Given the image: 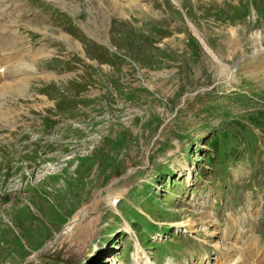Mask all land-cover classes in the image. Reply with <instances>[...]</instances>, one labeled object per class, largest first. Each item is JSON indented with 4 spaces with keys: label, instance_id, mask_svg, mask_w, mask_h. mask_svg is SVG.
Instances as JSON below:
<instances>
[{
    "label": "rangeland",
    "instance_id": "obj_1",
    "mask_svg": "<svg viewBox=\"0 0 264 264\" xmlns=\"http://www.w3.org/2000/svg\"><path fill=\"white\" fill-rule=\"evenodd\" d=\"M0 17L10 56H36L0 84V264L264 253V0H0Z\"/></svg>",
    "mask_w": 264,
    "mask_h": 264
},
{
    "label": "bare ground",
    "instance_id": "obj_2",
    "mask_svg": "<svg viewBox=\"0 0 264 264\" xmlns=\"http://www.w3.org/2000/svg\"><path fill=\"white\" fill-rule=\"evenodd\" d=\"M4 2H7V0H3V3ZM18 8H21L20 5H17ZM13 9V8H12ZM11 9V10H12ZM11 10L9 12V16L11 17V19H13L12 17V13H11ZM13 21V20H12ZM9 25V23H2L1 24V31L3 34L0 35V84L3 83V82H13V80H15V78H18V77H22V75H29L31 74V71L33 72L34 70L32 69V63L29 64L27 61L24 60V57L25 56H29L30 54L25 52V51H17L16 48H14V51L13 53L9 54V49L11 50V44L16 40L14 34L11 33L10 30L7 29V26ZM195 31V30H194ZM193 31V32H194ZM201 44L203 45V47L205 48V50L210 54L212 55V57L219 62V60L217 59V57L213 54V52L210 50V48L207 47V45L205 44V42L200 38V36L198 35V33L195 31L194 32ZM6 35V36H5ZM256 38H259V35L258 34H255ZM7 38L9 40V42L7 41ZM13 40V42H12ZM11 47V48H10ZM29 47V46H28ZM27 48L26 45L22 46L21 50H25ZM13 49V48H12ZM8 50V51H6ZM39 52H37V54H39ZM41 55V54H40ZM18 58H20V60H16ZM31 59L28 60V61H33V60H36V56L34 55H30ZM35 57V58H34ZM9 59L11 60V62L9 61ZM16 61H19L21 62L20 64L17 63ZM241 60H235L233 61V63L230 65V66H227L225 67L222 63L220 64L222 66V68H224L225 70V79L226 81L233 76V74L235 73L239 63H240ZM22 63H28L29 66L26 67V66H23ZM257 66V65H256ZM24 71V73H23ZM20 79V78H19ZM234 79V77H233ZM18 80V79H16ZM4 89V88H3ZM17 93H21V90L20 89H17L16 90ZM1 92V91H0ZM5 93L4 91H2V96H4ZM83 209L79 210L71 219V221L68 223H65L64 226H63V234L66 233V232H69V230L71 229V227L73 228V226H75L76 223H78L79 219L82 217L84 211H82ZM81 215V216H79ZM215 224H217V222H215ZM235 224V223H234ZM128 230L131 232H133V229L128 225ZM235 228V226H234ZM126 231H128L127 229H125ZM235 231V239H238L239 237H242V236H246V235H251V236H254L253 233H247L245 231H241V230H235V229H226L224 231V237H227L228 235L232 234L233 232ZM223 237V236H222ZM256 246V248H260L259 247V241L256 239L254 243H252ZM217 255L219 257L223 256L224 257V261L222 264H230L231 262H235L236 261V264H243V259L241 257H238V258H235L229 262H227V259L232 257L233 255L232 254H226L224 252L226 251H222L223 247L221 245H219L218 247V244H217ZM253 264H264V253L263 254H260L257 258L254 259L253 261Z\"/></svg>",
    "mask_w": 264,
    "mask_h": 264
},
{
    "label": "water",
    "instance_id": "obj_3",
    "mask_svg": "<svg viewBox=\"0 0 264 264\" xmlns=\"http://www.w3.org/2000/svg\"><path fill=\"white\" fill-rule=\"evenodd\" d=\"M79 216H81V215H79ZM63 228H62V230L58 233V235L54 238V239H52V240H50L48 243H46L44 246H43V248L42 249H45V248H48V247H51L54 243H55V241L63 234ZM40 252V250L39 251H37V252H35L34 253V255L30 258V260L31 259H33V258H35L37 255H38V253Z\"/></svg>",
    "mask_w": 264,
    "mask_h": 264
}]
</instances>
